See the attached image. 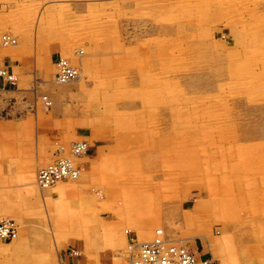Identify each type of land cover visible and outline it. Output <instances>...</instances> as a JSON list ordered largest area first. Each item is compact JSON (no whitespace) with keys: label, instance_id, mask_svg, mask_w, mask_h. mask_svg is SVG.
Returning a JSON list of instances; mask_svg holds the SVG:
<instances>
[{"label":"rangeland","instance_id":"374dc122","mask_svg":"<svg viewBox=\"0 0 264 264\" xmlns=\"http://www.w3.org/2000/svg\"><path fill=\"white\" fill-rule=\"evenodd\" d=\"M12 48L0 220L18 232L0 264H59L72 249L132 264L128 243L156 228L209 264H264V0H0V56ZM53 51L74 79L57 81ZM75 139L107 149L65 193L37 187Z\"/></svg>","mask_w":264,"mask_h":264},{"label":"built area","instance_id":"2783aa9c","mask_svg":"<svg viewBox=\"0 0 264 264\" xmlns=\"http://www.w3.org/2000/svg\"><path fill=\"white\" fill-rule=\"evenodd\" d=\"M17 38L10 32L5 31L1 34L3 45L16 44ZM56 70L54 77L58 81H68L77 76V67L69 59L59 56L55 61ZM0 78L8 84H16V76L5 66L0 65ZM45 106L51 101L42 96ZM89 147L86 139H75L67 146L57 145L53 150L50 162L37 169L35 174L36 182L42 187L53 185L57 180L76 178L83 166L79 158L84 155ZM17 224L12 218L0 220V235L2 238L10 239L15 236ZM162 234L160 228L155 229L153 238L145 241H132L128 247L132 248V264H209V260L195 254L188 246L182 243L169 242ZM77 251L72 249V253Z\"/></svg>","mask_w":264,"mask_h":264},{"label":"crops","instance_id":"0c3cea01","mask_svg":"<svg viewBox=\"0 0 264 264\" xmlns=\"http://www.w3.org/2000/svg\"><path fill=\"white\" fill-rule=\"evenodd\" d=\"M15 49L12 48L11 51H8L9 53L6 52V53H4L3 55L0 56V65L5 66L8 70L13 72L15 74L16 78H17V75H16V73L14 71L16 70L15 67L20 66V63L16 62L15 58H13V56L16 55V53L18 51V49H16V50ZM59 56H61V55H60V53L58 51H53L50 54L51 62L55 64V61L57 60V58ZM17 69L20 70V68H17ZM14 85L16 86L17 83L14 84ZM14 85L8 84V83L4 82L0 78V98L2 97L1 96L2 93L6 92V91L13 90ZM105 145L106 144H104V143H96L95 141H93V143L90 144L89 149L87 150V152L79 158L80 164H82V166L85 167V165H84L85 164V160H84L85 157L92 156V155H97L99 150L101 152L103 148L106 150L107 146L104 147ZM100 146H103V148L100 147ZM29 176H30V178H33V176H34L33 171H30ZM30 180L34 181V179H30ZM34 182L36 184V179H35ZM36 186H37V184H36ZM52 188L60 195L66 192L65 186H62L61 184H58V185H56V186H54ZM191 247H192V249H195L196 252L198 253V255L201 257V252L202 251H199V246L195 243ZM78 260H79V258L77 256V254L68 253L66 255L65 254L62 255V259H60V263L59 264H83V263L78 262Z\"/></svg>","mask_w":264,"mask_h":264},{"label":"bare ground","instance_id":"6f19581e","mask_svg":"<svg viewBox=\"0 0 264 264\" xmlns=\"http://www.w3.org/2000/svg\"><path fill=\"white\" fill-rule=\"evenodd\" d=\"M74 79V78H73ZM72 80V79H71ZM68 81H70V80H68ZM47 99V98H46ZM41 167V166H40ZM77 178V177H76ZM76 178H71V179H62V180H57V182H55L54 184V186H56V185H58L59 183H61L60 181H65V180H74V179H76ZM36 184H37V186L39 187V188H44V187H42L41 185H39L37 182H36ZM53 186V187H54ZM15 221V220H14ZM16 222V221H15ZM17 224V223H16ZM17 232H18V224H17V231H16V234H15V236L17 235ZM15 236H13V238L15 237ZM13 238H10V239H13ZM0 240H6V238H2L1 237V235H0ZM169 241V240H168ZM169 242H171V241H169ZM172 243H182V242H172ZM182 244H184V243H182ZM185 246H187L186 244H184ZM192 249V248H191ZM194 252H195V254L197 255V257H198V253L196 252V250L195 249H192Z\"/></svg>","mask_w":264,"mask_h":264}]
</instances>
